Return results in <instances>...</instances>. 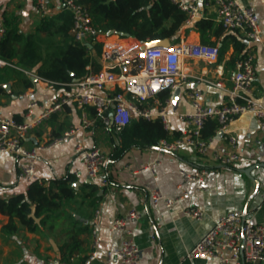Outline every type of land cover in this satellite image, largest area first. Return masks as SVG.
Here are the masks:
<instances>
[{
  "label": "crops",
  "instance_id": "crops-1",
  "mask_svg": "<svg viewBox=\"0 0 264 264\" xmlns=\"http://www.w3.org/2000/svg\"><path fill=\"white\" fill-rule=\"evenodd\" d=\"M239 1L255 10L262 28L258 42L248 41L241 30H225L215 10L206 7L203 0H197L199 11L193 21H212L213 27L207 30L205 41L202 42L199 33L191 28L192 24H186V28H189L187 33L185 28L181 30L179 41L216 47L218 57L214 63L190 57L180 60L179 70L185 80L176 88L179 93L174 108L171 96L176 89L168 96V132L171 136L180 134L182 129L176 115L192 111L188 98L192 90L201 92L205 105L220 107L228 103V77L239 57L247 52L254 55L257 64L253 97L264 105V0ZM45 3L50 16L62 11V0H45ZM0 16L13 19L23 34L33 33L42 18L37 10V0H0ZM24 73L30 79L36 78V81L31 80L33 86L28 89L17 82L5 84L9 88H3L4 92L0 93V113L3 117L25 121L29 102L37 101L46 106L60 95H68L64 90L50 88L33 73H29L33 76ZM216 83H221V86ZM79 124V110L73 104L66 105L60 113L51 115L37 129L28 133L23 144L31 148L47 139L60 137ZM226 133L235 137L239 157L238 162L229 167L216 166L211 160L213 152L227 153L228 150L223 134L218 131L208 139L209 151L205 157L197 155L189 147L173 152L157 147L132 149L120 158L112 157L118 145L116 136L99 123L73 133L64 142L39 150L35 171L43 187L50 186L54 193H58L52 183L68 179L73 197L70 200H56L59 206L39 217L35 215L36 205L32 204L36 218L33 221L37 226L34 232L16 225V232L3 233L1 229L8 223L9 216L0 213V264H102L106 253L119 248L125 238L123 232L110 230L113 220L125 216L130 209L136 210L140 216L130 224L140 251V264H190L185 258L187 252L211 229L215 221L228 212L244 211L255 223H263L264 167L253 169L250 178L243 170L264 163V137L252 114L235 117L229 122ZM78 142L86 148L99 147L105 153L106 162L101 176L107 180L106 187L98 186L82 171L83 155L75 151ZM147 165L152 170L143 169ZM201 168L211 170L203 184L185 183L178 189L180 170ZM145 186L158 188L170 198L181 191L187 192V196L171 208L153 206ZM27 187L18 180L14 157L0 153V199L25 194ZM189 207L200 209L204 213L202 219L195 221L185 217L183 211ZM95 211H98L100 244L94 251V259L88 260L91 252L90 229ZM195 264L219 262L207 259L195 261Z\"/></svg>",
  "mask_w": 264,
  "mask_h": 264
},
{
  "label": "built area",
  "instance_id": "built-area-1",
  "mask_svg": "<svg viewBox=\"0 0 264 264\" xmlns=\"http://www.w3.org/2000/svg\"><path fill=\"white\" fill-rule=\"evenodd\" d=\"M170 1L186 13L187 23L197 16V0ZM203 2L206 7L215 10L225 30H241L252 43L261 39V24L252 6L243 5L239 0ZM61 8L69 11L72 16L70 34L74 41L99 45L100 69L67 84L68 95H60L46 106L37 101L29 102L25 121L5 118L0 113V153L14 157L18 180L27 185L35 181L41 184L35 171L39 150L64 142L73 133L91 128L97 123L113 130L118 145L121 143V129L136 117L146 120L158 119L168 131L170 97L160 99L158 95L165 90L170 93L185 80L179 70L180 60L190 57L214 63L218 57L216 47L199 43L179 41L165 47L149 46L147 42L142 43L113 31L101 32L92 25L87 8L76 0H62ZM37 10L42 17L50 16L45 0H37ZM4 32V19L0 16V40ZM4 65L0 60V67ZM256 73L254 55L247 52L236 61L235 69L228 77L227 104L211 107L203 103L199 90L194 89L188 93L192 111L176 115L182 123L179 136L172 141L160 140L157 148L173 152L189 147L197 155L207 156L208 142L202 138L201 130L207 120L214 119L217 122V131L223 134L228 150L227 153L213 152L210 155L211 160L216 166L229 167L236 164L239 160L236 139L226 133L230 121L243 114H252L257 120L260 134L264 137V105L253 97ZM45 82L53 88L52 83ZM216 85L221 86V83ZM69 104H73L80 112L79 126L69 129L60 137L47 139L31 148L24 146L23 141L28 133L37 129L51 115L60 113L63 107ZM89 108L93 109V115H90ZM36 109H39V112H36ZM75 151L83 155L82 171L86 177L95 181L98 186L106 187L107 180L101 176L106 155L101 148H86L78 142ZM143 169L152 170L148 165ZM210 171L208 168L180 170L181 182L178 189L185 183L203 184ZM145 190L153 206L162 205L165 208H171L187 196L185 191L170 198L158 188L145 186ZM183 214L195 221L201 220L204 215L196 207L184 209ZM139 218L138 212L130 209L125 216L113 220L110 230L123 232L125 238L119 248L106 253L102 264H140V251L130 227V224ZM97 219L98 211H95L91 222V252L88 260L94 259V251L100 244ZM185 258L190 264L207 259H216L219 264H264V222L255 223L244 211L228 212L215 221L211 229L187 252Z\"/></svg>",
  "mask_w": 264,
  "mask_h": 264
},
{
  "label": "trees",
  "instance_id": "trees-1",
  "mask_svg": "<svg viewBox=\"0 0 264 264\" xmlns=\"http://www.w3.org/2000/svg\"><path fill=\"white\" fill-rule=\"evenodd\" d=\"M76 1L87 8L92 25L99 31H113L142 43L161 40H167L169 44L178 43L181 30L185 28V33L189 31L186 24H192L191 28L199 33L204 42L207 30L213 27L212 21L205 19L187 23L186 13L170 0ZM71 26L72 16L66 10L42 17L35 31L29 34L20 32L13 19L4 18L5 32L0 40V60L5 65L0 67V93L4 92L2 86L8 83H20L24 89L32 87L30 77L24 72L33 73L52 83L56 90L69 92L67 84L88 73L99 71V45L74 41L70 34ZM168 96L167 90L158 95L160 99ZM89 112L90 115L94 114L93 109L89 108ZM14 120L21 121L19 118ZM107 130L113 133L112 129ZM216 131L217 122L209 119L202 127V138L208 141ZM178 136H171L158 119L136 117L121 129V143L114 148L111 156L120 158L132 149L155 148L160 140L172 141ZM52 184L57 187L58 193H54L50 186L45 188L35 181L28 185L25 194L7 200L0 199V213L9 216L2 232H16V225L34 232L37 226L29 217L32 204L36 205L35 215L39 217L57 208L59 204L56 200H70L73 197L68 179L54 181Z\"/></svg>",
  "mask_w": 264,
  "mask_h": 264
},
{
  "label": "water",
  "instance_id": "water-1",
  "mask_svg": "<svg viewBox=\"0 0 264 264\" xmlns=\"http://www.w3.org/2000/svg\"><path fill=\"white\" fill-rule=\"evenodd\" d=\"M169 44V42L167 40H161V41H154V42H150L148 43L149 46H160V47H165ZM32 81H36V78H32L31 79ZM74 81H77V80H74ZM4 89H8L9 88V85H4L3 86ZM178 93H179V90H175L171 96V103H172V106L173 108L176 106V101L178 100ZM258 167H264V163H258V164H254L250 167H248L247 169L243 170V173L250 178V172L255 169V168H258ZM29 217H31L33 220H36V218L34 217V207H31L30 209V215Z\"/></svg>",
  "mask_w": 264,
  "mask_h": 264
}]
</instances>
